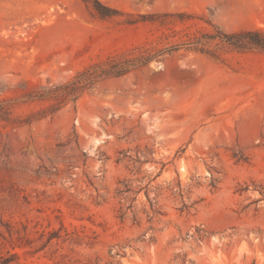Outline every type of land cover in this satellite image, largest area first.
<instances>
[{
  "label": "rangeland",
  "instance_id": "rangeland-1",
  "mask_svg": "<svg viewBox=\"0 0 264 264\" xmlns=\"http://www.w3.org/2000/svg\"><path fill=\"white\" fill-rule=\"evenodd\" d=\"M101 1L0 0V264H264V51L202 39L55 90L264 30V0Z\"/></svg>",
  "mask_w": 264,
  "mask_h": 264
},
{
  "label": "trees",
  "instance_id": "trees-1",
  "mask_svg": "<svg viewBox=\"0 0 264 264\" xmlns=\"http://www.w3.org/2000/svg\"><path fill=\"white\" fill-rule=\"evenodd\" d=\"M83 1L86 3H91L92 7L101 17H112L119 13L116 8L103 3L101 0ZM202 39L207 41H216V47L220 50L228 47L238 50L264 51L263 29H244L234 32H226L219 29L215 33H206L201 36L193 37L189 41H181L179 43H173L161 48H157L152 53L142 55L138 60L136 58H124L118 60L115 57H110L106 61L96 63L90 69L82 71L74 80L58 86L55 88V90L64 88L66 93H64V95H74L88 84L93 83L95 80L123 75L134 67L145 65L152 59L164 54L165 52L178 48L186 47L195 50L207 51V49L203 47L204 45Z\"/></svg>",
  "mask_w": 264,
  "mask_h": 264
}]
</instances>
